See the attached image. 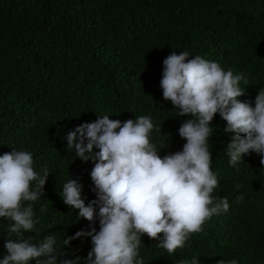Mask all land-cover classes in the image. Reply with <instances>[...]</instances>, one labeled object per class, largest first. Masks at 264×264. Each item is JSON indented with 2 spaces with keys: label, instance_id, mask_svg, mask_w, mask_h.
Listing matches in <instances>:
<instances>
[{
  "label": "trees",
  "instance_id": "16d2710c",
  "mask_svg": "<svg viewBox=\"0 0 264 264\" xmlns=\"http://www.w3.org/2000/svg\"><path fill=\"white\" fill-rule=\"evenodd\" d=\"M172 51L242 74L245 95L239 99L254 107L264 88V0H0V156L28 151L34 170L49 173L44 195L32 202L38 231L24 235L34 244L54 235L58 260L65 251L84 264L92 247L90 237L66 249L63 244L67 236L91 230L63 202V185L76 179L86 205L96 198L94 164L67 149L69 131L97 115L122 123L148 116L154 125L150 142L162 147L159 155L182 150L186 141L178 129L187 117H178L160 88L163 60ZM211 126V170L218 179L212 196L227 197L230 207L171 257L143 235L138 251L144 264L193 257L199 264H264V166L255 153L231 166L225 149L233 134L224 132L219 114ZM10 226L0 218V259L7 255L6 240L18 238ZM95 227L99 231L98 221Z\"/></svg>",
  "mask_w": 264,
  "mask_h": 264
},
{
  "label": "clouds",
  "instance_id": "9594fccd",
  "mask_svg": "<svg viewBox=\"0 0 264 264\" xmlns=\"http://www.w3.org/2000/svg\"><path fill=\"white\" fill-rule=\"evenodd\" d=\"M243 79L242 74L225 71L217 62L191 57L188 51H172L163 60L160 88L178 117H187L178 129L186 142L181 151L163 157L159 155L162 147L150 142L154 125L148 116L122 123L97 115L95 121L69 131L67 149L74 150L81 161L94 164L90 177L96 198L86 205L76 179L63 185V202L78 210L79 219L87 220L91 227L88 232L67 236L65 249L73 240L90 237L92 247L84 264H144L138 251L143 235L171 257L191 234L203 230L207 220L227 212V197L212 196L218 179L211 170L209 144L217 114L226 122L224 132L233 134L225 149L230 165L236 166L243 156L255 153L264 166V88L255 96L253 107L239 99L245 95L240 87ZM33 163L28 151L13 149L0 156V218L11 222L8 232L18 237L6 240L7 255L0 264H80V257L67 258L65 251L58 260L54 235L44 236L38 244L24 235L38 231L32 202L44 195L49 176L47 171L40 176ZM180 264H199V259ZM217 264L238 261L222 259Z\"/></svg>",
  "mask_w": 264,
  "mask_h": 264
}]
</instances>
